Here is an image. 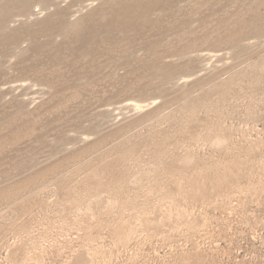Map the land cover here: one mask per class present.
<instances>
[{"label":"rangeland","instance_id":"374dc122","mask_svg":"<svg viewBox=\"0 0 264 264\" xmlns=\"http://www.w3.org/2000/svg\"><path fill=\"white\" fill-rule=\"evenodd\" d=\"M0 264H264V0H0Z\"/></svg>","mask_w":264,"mask_h":264}]
</instances>
